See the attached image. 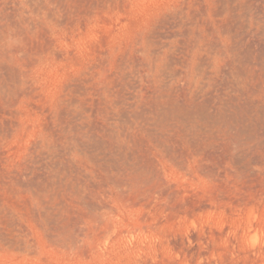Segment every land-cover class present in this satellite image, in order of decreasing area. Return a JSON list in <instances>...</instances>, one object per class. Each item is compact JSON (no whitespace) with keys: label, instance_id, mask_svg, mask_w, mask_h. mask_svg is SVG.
Listing matches in <instances>:
<instances>
[{"label":"rangeland","instance_id":"374dc122","mask_svg":"<svg viewBox=\"0 0 264 264\" xmlns=\"http://www.w3.org/2000/svg\"><path fill=\"white\" fill-rule=\"evenodd\" d=\"M0 264H264V0H0Z\"/></svg>","mask_w":264,"mask_h":264},{"label":"bare ground","instance_id":"6f19581e","mask_svg":"<svg viewBox=\"0 0 264 264\" xmlns=\"http://www.w3.org/2000/svg\"><path fill=\"white\" fill-rule=\"evenodd\" d=\"M179 114H181V110H179V109H174V110H169L168 111V113H166L165 112V114L162 116V118L164 119V120H166V119H168L169 118V116H177V115H179ZM162 115V114H161ZM41 184V183H40ZM39 184V185H40ZM38 185V184H37ZM42 186H43V184H42ZM37 187H39L38 189H40V187H41V185L40 186H37ZM47 187V186H46ZM46 187H44V188H42V189H45Z\"/></svg>","mask_w":264,"mask_h":264}]
</instances>
